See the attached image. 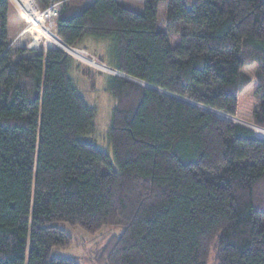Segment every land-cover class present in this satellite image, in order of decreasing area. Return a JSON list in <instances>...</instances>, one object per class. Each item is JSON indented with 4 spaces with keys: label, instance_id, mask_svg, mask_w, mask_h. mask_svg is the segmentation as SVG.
I'll return each instance as SVG.
<instances>
[{
    "label": "trees",
    "instance_id": "1",
    "mask_svg": "<svg viewBox=\"0 0 264 264\" xmlns=\"http://www.w3.org/2000/svg\"><path fill=\"white\" fill-rule=\"evenodd\" d=\"M36 1L61 2L65 43L143 84L14 46L0 0V264H79L52 254L73 243L59 222L119 226L103 264H264V137L233 120L264 129V0ZM97 74L107 149L82 89Z\"/></svg>",
    "mask_w": 264,
    "mask_h": 264
},
{
    "label": "rangeland",
    "instance_id": "2",
    "mask_svg": "<svg viewBox=\"0 0 264 264\" xmlns=\"http://www.w3.org/2000/svg\"><path fill=\"white\" fill-rule=\"evenodd\" d=\"M120 1L126 4H130L134 6L136 5L141 8H143V5L145 3V0H120ZM167 6L168 5L166 3L160 4L159 19L162 20V18H167ZM59 11L60 10H58V12L55 14L54 17L55 22H57L58 20ZM15 20L17 21L18 18L14 17L13 14L10 15L9 34L13 40L16 38L18 32L20 31V28H16L12 26V23ZM54 20H52L51 18L50 22L47 23V25H49L50 23L53 24ZM35 29L36 30L33 31V33L36 36L39 35V38H37V43L26 44L23 43V40H21L20 38L16 42H14V46L21 45L24 47H30V48L34 47L43 50H45L47 47L52 48L53 45L46 40L45 36H42L44 34H47V32L42 28H35ZM28 34L32 38L33 35L31 36V33ZM174 39H177V36H173L172 41H174ZM84 64L93 69H97L102 73H109V74L113 73V74H119L121 76L123 75V73L121 74L119 72H109L105 70H100L102 68L99 69L98 67H93L87 63ZM123 77L128 78L126 75L125 76L123 75ZM137 82L140 81L137 80ZM82 86L86 98L95 109V125H96V135H98V141H99L98 145L103 149H107L106 146L108 143L106 140V136L110 126L112 110L116 105L115 98L112 95V93L107 89L105 84V76L103 74H97L91 78L88 77L86 81L82 82ZM214 112L221 117H225V118L229 117L223 112H219V111H214ZM233 120L237 123L245 124L246 126L253 128L258 135L264 137V129L256 127L251 123L243 122L239 119H233ZM59 225L71 234V236L73 237V243L72 245L66 248L54 249L52 254L54 256L67 257L73 259L79 264H103L99 259L101 250L112 237L118 236L121 232V228L119 226H107L103 228L100 232H97L95 234H90L87 233L82 228L73 226L67 222H59ZM213 262H214V256L211 257L209 264H212Z\"/></svg>",
    "mask_w": 264,
    "mask_h": 264
},
{
    "label": "built area",
    "instance_id": "3",
    "mask_svg": "<svg viewBox=\"0 0 264 264\" xmlns=\"http://www.w3.org/2000/svg\"><path fill=\"white\" fill-rule=\"evenodd\" d=\"M11 4L19 14V16L25 21V26L18 33L16 38L12 43L16 42L18 39H24L28 33H31L32 42L34 39L39 38V35H35L33 31L35 28L44 29L47 34L45 36L46 40L53 45V48L63 50L67 54L73 56L77 60L87 63L93 67H98L100 70L108 71V67L99 57L90 53L86 49H79L72 45L65 43L56 33V23L54 20L55 14L60 8V1L52 2L46 7H41L36 0H10ZM52 18L53 24L47 25ZM34 29V30H33ZM25 36V37H24ZM111 69V68H110Z\"/></svg>",
    "mask_w": 264,
    "mask_h": 264
},
{
    "label": "crops",
    "instance_id": "4",
    "mask_svg": "<svg viewBox=\"0 0 264 264\" xmlns=\"http://www.w3.org/2000/svg\"><path fill=\"white\" fill-rule=\"evenodd\" d=\"M14 10V9H13ZM13 16L14 17H17L18 20L16 21H13L12 23V26L13 27H16V28H20V31L23 29L24 25H25V21L19 16V14L17 13L16 10L13 11ZM16 23V24H15ZM23 24V25H22ZM19 31V32H20ZM18 32V33H19ZM23 40V43H26V44H35L37 43V39H34V41L32 42V39L29 35H27V37H25Z\"/></svg>",
    "mask_w": 264,
    "mask_h": 264
},
{
    "label": "water",
    "instance_id": "5",
    "mask_svg": "<svg viewBox=\"0 0 264 264\" xmlns=\"http://www.w3.org/2000/svg\"><path fill=\"white\" fill-rule=\"evenodd\" d=\"M189 8H190V7H189ZM101 60H102V58H101ZM102 61H103V60H102ZM114 71H115V72H118V71H116V70H114ZM119 73H120V72H119ZM121 74H122V73H121ZM123 75H124V74H123ZM127 77H129V76H127ZM131 78H132V77H131ZM128 79H129V78H128ZM132 80L137 81V80L134 79V78H133ZM139 83H140V82H139ZM145 85H146V84H145ZM147 86L150 87V88H154V89H156V90H158V91L160 90V89H158V88H156V87H154V86L148 85V84H147ZM163 92H165V91H163Z\"/></svg>",
    "mask_w": 264,
    "mask_h": 264
},
{
    "label": "bare ground",
    "instance_id": "6",
    "mask_svg": "<svg viewBox=\"0 0 264 264\" xmlns=\"http://www.w3.org/2000/svg\"><path fill=\"white\" fill-rule=\"evenodd\" d=\"M112 70H114V69H112ZM125 75H126V74H124V76H125ZM122 76H123V75H122ZM126 76H128V75H126ZM125 78H126V77H125ZM128 78L131 79V80L133 79V78H131V77H128Z\"/></svg>",
    "mask_w": 264,
    "mask_h": 264
}]
</instances>
